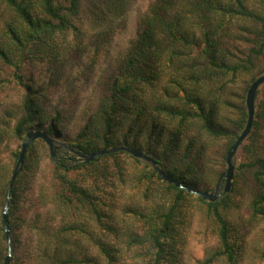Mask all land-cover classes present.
<instances>
[{"label":"trees","instance_id":"trees-1","mask_svg":"<svg viewBox=\"0 0 264 264\" xmlns=\"http://www.w3.org/2000/svg\"><path fill=\"white\" fill-rule=\"evenodd\" d=\"M131 5L0 0V264L8 249L2 208L33 131L57 148L51 158L47 144L34 140L13 182L10 264H100L91 246L107 264L119 261L120 246L143 264H184L194 214L216 242L202 264H243L250 231L264 226V86L233 158L230 189L215 201L167 183L124 150L88 162L77 156L137 149L184 186L215 188L246 124L247 89L264 73V0H151L100 81L93 112L73 137L60 136L66 124L49 90L65 78H94ZM10 92L16 102H6ZM45 158L51 171L38 186ZM242 201L251 211L245 220ZM258 260L264 264V244Z\"/></svg>","mask_w":264,"mask_h":264},{"label":"rangeland","instance_id":"rangeland-1","mask_svg":"<svg viewBox=\"0 0 264 264\" xmlns=\"http://www.w3.org/2000/svg\"><path fill=\"white\" fill-rule=\"evenodd\" d=\"M151 0H132V5L129 9L127 22L123 32H120L114 39L110 49L107 52L103 62L94 78L80 77L76 79L65 78L58 86L52 87L49 90L51 103L60 110L64 116L66 127L62 128L60 136L73 137L83 124V119L86 114L93 112L96 106L97 97L100 91V84L106 75L115 67V63L123 50L126 49L129 42L134 36L137 22L145 12ZM101 81V82H100ZM100 83V84H99ZM6 98L7 103L16 102L17 96L14 93H9ZM3 95V97L5 96ZM257 100V99H256ZM63 144L61 139L56 140ZM51 171V163L45 158L41 164V170L38 177V186L49 178ZM225 171V170H224ZM223 171V172H224ZM197 183V189L200 191L212 192L213 185L209 183ZM224 181L220 184L218 194H222ZM250 208L247 201L240 203L238 218L245 220L250 216ZM98 231H93V234ZM264 244V226H258L252 229L249 233L247 255L243 264H259L258 255ZM89 242L83 240V248H88ZM215 236L209 227L202 222L198 214H194L192 223L188 232V241L186 253L184 256V264H202L208 252L215 248ZM91 246V245H90ZM90 252L100 261V264H107V261L98 256V250L95 246H91ZM121 251L118 254L119 261L116 264H143L132 251L120 246Z\"/></svg>","mask_w":264,"mask_h":264},{"label":"water","instance_id":"water-1","mask_svg":"<svg viewBox=\"0 0 264 264\" xmlns=\"http://www.w3.org/2000/svg\"><path fill=\"white\" fill-rule=\"evenodd\" d=\"M264 86V73H262L260 76H258L256 79H254L246 92V97H245V105L247 109V120L244 129L238 136V138L235 140L234 144L230 147L226 154L225 158V163H226V170L220 175L219 181L223 180L224 181V186L221 188L222 189V194H218L220 187L217 184L216 187L212 190V192H207V191H200V190H192L188 188L187 186H184L183 184L177 182L174 179H171L168 175L164 174L162 170L157 166L156 162L146 156L143 152L137 150V149H128L124 147H115L112 149H106V150H100L98 152L92 153L90 155H84L82 153H77V156L79 159L83 160L84 162L92 161L95 158H97L100 155H105L111 152H114L116 150H124L126 152H129L134 158L143 160L147 162L148 164L151 165V167L154 169V171L167 183L173 184L179 189L185 190L195 196H198L204 200L207 201H215L218 199L221 195H224L227 193L230 189L231 181L233 178V172H234V165H233V158L236 155L237 151L239 150L241 144L245 141L247 136L250 133V130L252 128V123L254 120V115L256 111V99H257V94L260 91V89ZM41 139L43 140L48 148H49V154L50 157L53 158L55 156V150L56 146L54 145V140L49 138L45 132L42 131H33V132H28L26 134V141L22 143L21 145V150L18 156V160L15 164L13 173L11 175V178L9 180L8 188H7V193H6V199L2 208V222H3V229L7 241V256L4 259L3 264H10L11 260V235H10V230L8 226V215H9V207L11 203V195H12V187H13V182L17 175L19 174L23 164H24V159L26 152L28 148L30 147L31 143L34 140ZM219 183V182H218Z\"/></svg>","mask_w":264,"mask_h":264},{"label":"flooded vegetation","instance_id":"flooded-vegetation-1","mask_svg":"<svg viewBox=\"0 0 264 264\" xmlns=\"http://www.w3.org/2000/svg\"><path fill=\"white\" fill-rule=\"evenodd\" d=\"M222 183V180L221 181H219V183H218V185H219V187H220V184Z\"/></svg>","mask_w":264,"mask_h":264}]
</instances>
